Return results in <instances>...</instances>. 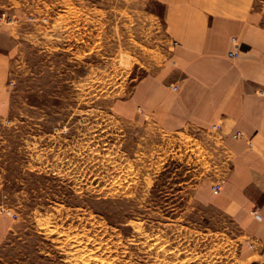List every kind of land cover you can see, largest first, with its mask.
I'll list each match as a JSON object with an SVG mask.
<instances>
[{"label": "rangeland", "instance_id": "obj_1", "mask_svg": "<svg viewBox=\"0 0 264 264\" xmlns=\"http://www.w3.org/2000/svg\"><path fill=\"white\" fill-rule=\"evenodd\" d=\"M0 264H264L193 189L212 156L123 106L168 59L151 0H0ZM10 211L11 213H7Z\"/></svg>", "mask_w": 264, "mask_h": 264}, {"label": "crops", "instance_id": "obj_2", "mask_svg": "<svg viewBox=\"0 0 264 264\" xmlns=\"http://www.w3.org/2000/svg\"><path fill=\"white\" fill-rule=\"evenodd\" d=\"M151 1L162 7L175 45L123 106L209 152L213 170L194 187L195 201L264 248V0ZM7 34L0 10V97L10 61ZM233 38L240 44L237 59L228 55ZM236 132L242 135L233 138ZM7 226L0 218V241Z\"/></svg>", "mask_w": 264, "mask_h": 264}, {"label": "built area", "instance_id": "obj_3", "mask_svg": "<svg viewBox=\"0 0 264 264\" xmlns=\"http://www.w3.org/2000/svg\"><path fill=\"white\" fill-rule=\"evenodd\" d=\"M232 41H233V45H234V50L231 51V52H229L228 55L232 59H237L238 56H239V52H240V44L237 42V39L236 38H233ZM172 88L174 90H176L177 89V86H172ZM215 127H217V126H215ZM241 135H242L241 132H236V133L233 134V138H239ZM248 143L251 144V141L248 140ZM222 183H223V180L220 179V180L216 181L213 184L212 190H213V192L215 194H217L221 190ZM6 212L9 213V214L11 213L10 211H6ZM255 213H256V216H257V212L256 211H255Z\"/></svg>", "mask_w": 264, "mask_h": 264}]
</instances>
